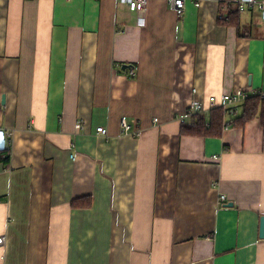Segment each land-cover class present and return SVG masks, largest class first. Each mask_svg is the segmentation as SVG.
<instances>
[{
  "label": "crops",
  "instance_id": "crops-1",
  "mask_svg": "<svg viewBox=\"0 0 264 264\" xmlns=\"http://www.w3.org/2000/svg\"><path fill=\"white\" fill-rule=\"evenodd\" d=\"M232 7L0 0V264H264L260 119L198 136L177 117L264 92L261 12L237 28Z\"/></svg>",
  "mask_w": 264,
  "mask_h": 264
},
{
  "label": "built area",
  "instance_id": "built-area-1",
  "mask_svg": "<svg viewBox=\"0 0 264 264\" xmlns=\"http://www.w3.org/2000/svg\"><path fill=\"white\" fill-rule=\"evenodd\" d=\"M120 4L132 5L134 6L140 14H143L148 6L149 0H117ZM187 1L192 2L195 6L200 7L202 3L206 0H168L170 7L177 13L178 16H182ZM221 3L232 4L240 9V11H245L251 7H257L261 12V17L264 20V0H213ZM132 72V71H131ZM133 73V72H132ZM196 92V90H194ZM262 95L264 92H251L247 88H237L233 91L223 93L220 98L215 95L209 97L208 105H204L200 100L194 98L187 108V110L178 114V119L187 123L197 114H206L213 109H221L224 114V129L230 128L231 118L237 115L244 106V103L252 95ZM155 122L158 118L154 119ZM82 122H78V126L81 127ZM121 128L123 134L131 135L134 137H140L143 130L141 128L133 127L126 116L121 118ZM104 137H109L108 129L104 128L101 131ZM12 132H6L0 130V151L9 149L10 143L9 138ZM215 157V156H214ZM216 158V157H215ZM220 200L225 201L226 195H221ZM5 242V236H0V245Z\"/></svg>",
  "mask_w": 264,
  "mask_h": 264
},
{
  "label": "trees",
  "instance_id": "trees-1",
  "mask_svg": "<svg viewBox=\"0 0 264 264\" xmlns=\"http://www.w3.org/2000/svg\"><path fill=\"white\" fill-rule=\"evenodd\" d=\"M242 12L238 7H232L228 13L227 24L239 28ZM259 118L264 131V96L252 95L244 103L243 109L231 118L230 127L244 126L247 122ZM224 114L221 109H213L206 114H197L190 123L183 127V133L198 136H220L224 129ZM5 162H9L10 149L2 155ZM86 198H75L72 206L79 207L85 203ZM89 202V200H87Z\"/></svg>",
  "mask_w": 264,
  "mask_h": 264
},
{
  "label": "water",
  "instance_id": "water-1",
  "mask_svg": "<svg viewBox=\"0 0 264 264\" xmlns=\"http://www.w3.org/2000/svg\"><path fill=\"white\" fill-rule=\"evenodd\" d=\"M226 205H233V203H228ZM260 236L263 238L264 237V216L261 217V224H260Z\"/></svg>",
  "mask_w": 264,
  "mask_h": 264
}]
</instances>
